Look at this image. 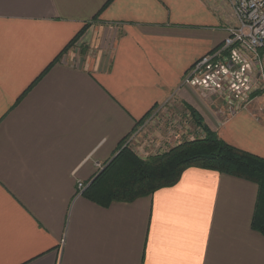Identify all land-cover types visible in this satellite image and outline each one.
Returning <instances> with one entry per match:
<instances>
[{
  "label": "crops",
  "instance_id": "obj_1",
  "mask_svg": "<svg viewBox=\"0 0 264 264\" xmlns=\"http://www.w3.org/2000/svg\"><path fill=\"white\" fill-rule=\"evenodd\" d=\"M232 23L227 0H0V264H264L254 181L193 166L109 206L78 186L163 104L196 107L183 82ZM258 102L216 132L264 157Z\"/></svg>",
  "mask_w": 264,
  "mask_h": 264
},
{
  "label": "trees",
  "instance_id": "obj_2",
  "mask_svg": "<svg viewBox=\"0 0 264 264\" xmlns=\"http://www.w3.org/2000/svg\"><path fill=\"white\" fill-rule=\"evenodd\" d=\"M205 130V137L183 142L148 159L122 147L82 195L101 206H109L114 201H131L172 185L189 167L212 169L258 184L252 227L264 235V157L227 143L208 128Z\"/></svg>",
  "mask_w": 264,
  "mask_h": 264
},
{
  "label": "built area",
  "instance_id": "obj_3",
  "mask_svg": "<svg viewBox=\"0 0 264 264\" xmlns=\"http://www.w3.org/2000/svg\"><path fill=\"white\" fill-rule=\"evenodd\" d=\"M227 1L234 23L227 29L223 44L194 64L183 86L196 84L203 89L223 93L225 102L233 104L236 101V107L245 109L253 101L249 95L257 91L252 87L258 86L254 84L257 73L264 86V67L260 59V50L264 49V0ZM198 71L205 73L198 76ZM84 185L82 181L78 182L82 190Z\"/></svg>",
  "mask_w": 264,
  "mask_h": 264
},
{
  "label": "rangeland",
  "instance_id": "obj_4",
  "mask_svg": "<svg viewBox=\"0 0 264 264\" xmlns=\"http://www.w3.org/2000/svg\"><path fill=\"white\" fill-rule=\"evenodd\" d=\"M82 49H84L83 46H81V51ZM260 52V59L264 67V50H260ZM250 59L253 60L252 56ZM256 68L258 69V67ZM204 73L197 72L198 76ZM254 80V84L258 86L255 87L252 85V87L257 91L253 92L252 96L249 95V98L257 102H264V86H262V80L259 79L258 73ZM184 87L188 89V92L194 98L193 103L196 107L192 105L187 106L184 103L185 101L180 102L177 98L163 104L160 110L155 111L156 113L150 119V123L146 124L145 128L139 129V132H134L129 137L132 138L133 142H136V145L131 143L130 145L133 147H130V145L125 147H129L137 156L143 159H148L154 155L165 154L183 142L205 137V128L216 132L218 125L223 123L230 115L236 113L237 110H241L240 107H236V101L233 104L225 102L223 93L203 89L201 88L202 86L199 87L196 84ZM230 111L233 113H230ZM198 126L202 128L203 136H201V128ZM141 137H148L150 141V144H147L146 148H141L138 144L139 138ZM84 187L83 191L87 186L84 185Z\"/></svg>",
  "mask_w": 264,
  "mask_h": 264
}]
</instances>
